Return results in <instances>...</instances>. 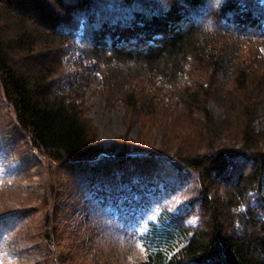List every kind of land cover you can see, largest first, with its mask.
Here are the masks:
<instances>
[{
	"label": "trees",
	"instance_id": "trees-1",
	"mask_svg": "<svg viewBox=\"0 0 264 264\" xmlns=\"http://www.w3.org/2000/svg\"><path fill=\"white\" fill-rule=\"evenodd\" d=\"M89 24L88 51L106 89L117 84L127 120L165 128L154 120L169 110L197 141L177 157L158 154L194 173L198 188L185 206H164L146 222L137 236L143 264H264V0H0L1 93L54 162L107 154L50 83L69 32ZM117 205L123 219L132 215Z\"/></svg>",
	"mask_w": 264,
	"mask_h": 264
},
{
	"label": "rangeland",
	"instance_id": "rangeland-1",
	"mask_svg": "<svg viewBox=\"0 0 264 264\" xmlns=\"http://www.w3.org/2000/svg\"><path fill=\"white\" fill-rule=\"evenodd\" d=\"M87 26L85 33L76 27L69 32L70 46H63L50 83L54 93L77 106L107 154L52 161L19 128L0 89V264H143L137 236L146 222L160 208L178 209L196 194V175L178 172L158 155L177 157L196 145L195 138L180 134L188 120L169 110L167 118L160 114L154 120L165 128H150L148 122L142 128V118L127 120L117 84L106 89L103 67L88 51L94 26ZM160 106L146 112L145 120L162 112ZM209 106L219 117L214 102ZM145 151L149 156L138 153ZM132 152L137 155L127 158ZM118 203L119 211L132 213L129 218L118 213Z\"/></svg>",
	"mask_w": 264,
	"mask_h": 264
},
{
	"label": "clouds",
	"instance_id": "clouds-1",
	"mask_svg": "<svg viewBox=\"0 0 264 264\" xmlns=\"http://www.w3.org/2000/svg\"><path fill=\"white\" fill-rule=\"evenodd\" d=\"M193 222L195 221V217L192 218Z\"/></svg>",
	"mask_w": 264,
	"mask_h": 264
}]
</instances>
